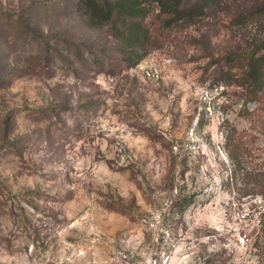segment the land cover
<instances>
[{
  "label": "rangeland",
  "instance_id": "1",
  "mask_svg": "<svg viewBox=\"0 0 264 264\" xmlns=\"http://www.w3.org/2000/svg\"><path fill=\"white\" fill-rule=\"evenodd\" d=\"M140 2L131 50L79 0H0V264H243L261 196L227 143L264 166V75L238 58L264 0L171 22Z\"/></svg>",
  "mask_w": 264,
  "mask_h": 264
},
{
  "label": "trees",
  "instance_id": "2",
  "mask_svg": "<svg viewBox=\"0 0 264 264\" xmlns=\"http://www.w3.org/2000/svg\"><path fill=\"white\" fill-rule=\"evenodd\" d=\"M160 8V12L165 15V21H190L206 14L210 7H218L222 0H152ZM85 8V13L91 24L94 26H103L111 24L117 38L124 46L131 50L140 46L144 39L148 38V29L136 18L140 16V0H79ZM264 14V6L254 9L253 14ZM129 50V49H128ZM131 51H125L128 55ZM143 55L130 61V64H136ZM240 60L247 64V69L242 72L243 77L250 80L252 84L258 85L261 77L264 75V40L257 49L252 52L241 55ZM244 57V58H243ZM235 57L229 60L235 62ZM229 139L227 151L232 158L235 168L234 174H241L242 179L248 184V193L261 196L260 202H255L252 215L256 213L253 222L250 223V229L246 233V243L244 253L246 257L243 264H264V166L262 163L249 165L248 156L254 159L251 147L242 140ZM264 160V157H263ZM225 251V250H224ZM222 251L202 255L199 264H225L226 259L222 257Z\"/></svg>",
  "mask_w": 264,
  "mask_h": 264
}]
</instances>
